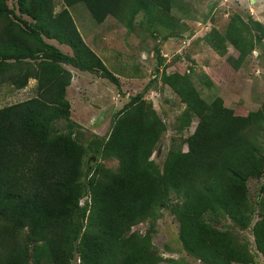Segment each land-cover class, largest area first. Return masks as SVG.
<instances>
[{
	"label": "trees",
	"instance_id": "1",
	"mask_svg": "<svg viewBox=\"0 0 264 264\" xmlns=\"http://www.w3.org/2000/svg\"><path fill=\"white\" fill-rule=\"evenodd\" d=\"M83 0H0V83L21 90L35 80L34 95L0 107V264H156L149 228L125 234L133 224L156 218L167 207L177 223L182 249L203 264H251L246 244L210 222L227 217L241 230L250 223L245 182L264 171V97L254 112L235 115L218 97L205 102L184 74L162 79L185 105V124L196 118L186 151L169 149L161 169L150 159L165 125L140 95L131 96L102 143L101 155L116 159L115 173L100 166L86 184L83 150L69 133L50 134L51 123L69 118L65 87L70 73L98 71L114 76L83 43L67 7ZM127 30L137 13L148 23L171 26L170 0H92ZM234 16L223 34L206 41L237 69L264 38V24ZM66 45L71 53L44 42ZM264 191V185L260 187ZM89 198L88 209L78 206ZM261 218L251 229L256 252L264 256V196ZM87 212V213H86ZM85 224L82 226L81 221Z\"/></svg>",
	"mask_w": 264,
	"mask_h": 264
},
{
	"label": "rangeland",
	"instance_id": "2",
	"mask_svg": "<svg viewBox=\"0 0 264 264\" xmlns=\"http://www.w3.org/2000/svg\"><path fill=\"white\" fill-rule=\"evenodd\" d=\"M53 3L54 11L61 7L60 0H53ZM68 8L89 50L100 58L117 81L114 85L96 70L77 73L64 65L70 73L65 87L69 118H59L51 123L50 134L69 133L82 148L80 181L83 184L98 166L112 173L117 171V160L102 157L101 146L123 105L136 94L165 125L150 156L154 165L161 169L169 149L186 151L185 139L195 128L196 118L190 117V122L185 124L182 118L185 105L164 83L162 78L166 75L173 72L186 75L205 102L218 97L222 105L231 108L235 115L245 116L260 106L264 97V38L237 69L226 60V56H237L232 45L226 43L225 53L221 56L206 38L211 30L223 34L234 16L249 26L247 32L242 29L245 36H252L253 26L248 21L264 24V0H170L169 15L173 25L148 23L141 13H137L131 30L111 18L92 0ZM43 39L63 53H71L66 45ZM34 85L32 78L27 79L21 90H15L8 82H1L0 107L33 96ZM259 146L262 151L261 140ZM262 185L264 171L245 182L246 200L251 208L247 229L241 230L225 216L210 222L215 229L227 230L246 244L253 259L251 264H264V256L256 252L251 235L253 224L262 215L259 209L264 196L260 189ZM88 204L87 195L79 198V207L87 210ZM81 223L84 226V220ZM149 228L152 229L151 250L158 257L156 264H203L182 249L177 236L178 226L168 206L158 209L152 222L135 223L125 234L135 232L142 236ZM73 253L68 264H79L76 253ZM29 261L33 264L31 256Z\"/></svg>",
	"mask_w": 264,
	"mask_h": 264
},
{
	"label": "crops",
	"instance_id": "3",
	"mask_svg": "<svg viewBox=\"0 0 264 264\" xmlns=\"http://www.w3.org/2000/svg\"><path fill=\"white\" fill-rule=\"evenodd\" d=\"M61 1V0H60ZM84 1V0H83ZM82 1V2H83ZM78 4H80V3H78ZM61 6H62V3H61ZM70 7V6H69ZM59 9H60V7H59ZM58 9V10H59ZM58 10H56V11H58ZM67 10H68V12H69V14H70V16H71V19H72V21H73V23L75 24V27H76V29H77V31H78V34L80 35V30H79V28H78V24H77V22H76V19H74L73 18V15H72V13H71V10L67 7ZM56 11H54V12H56ZM112 18V17H111ZM115 20V19H114ZM80 37H81V35H80ZM81 39H82V37H81ZM82 41H83V43L86 45V43H85V41L82 39ZM87 46V45H86Z\"/></svg>",
	"mask_w": 264,
	"mask_h": 264
}]
</instances>
